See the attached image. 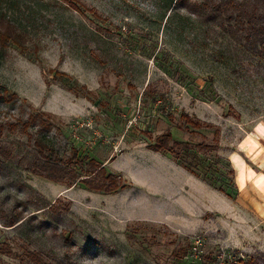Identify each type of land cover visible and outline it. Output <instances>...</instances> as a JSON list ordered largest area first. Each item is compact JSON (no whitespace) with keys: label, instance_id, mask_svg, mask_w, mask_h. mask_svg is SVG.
<instances>
[{"label":"rangeland","instance_id":"1","mask_svg":"<svg viewBox=\"0 0 264 264\" xmlns=\"http://www.w3.org/2000/svg\"><path fill=\"white\" fill-rule=\"evenodd\" d=\"M76 1L0 0V264H264V50L224 0Z\"/></svg>","mask_w":264,"mask_h":264},{"label":"trees","instance_id":"2","mask_svg":"<svg viewBox=\"0 0 264 264\" xmlns=\"http://www.w3.org/2000/svg\"><path fill=\"white\" fill-rule=\"evenodd\" d=\"M64 3H66L69 7L72 9H75L79 11V3L76 0H62ZM262 4H264V0H260ZM248 3L244 2H238L237 0H224L219 3L214 4L215 8L214 10L218 13V15L224 20H230L233 19L238 22V28L239 30L245 31V37L247 40L252 44V46L257 49V47L260 48V51L263 52L264 50V15L260 12L258 5H247ZM11 41L12 43L16 44L20 48L22 47L21 44V35L17 34L15 31V27L13 26L12 22L8 18H0V48H3L6 46V44ZM6 96V90L2 88V91H0V97L4 98ZM30 125L38 126L39 132L42 130L49 131L51 128V124L47 123L43 119H39L37 117H32L31 119H28L26 127ZM2 126L0 125V138L2 136L1 134ZM165 140L160 143V147L157 146L153 148V151L160 152L164 150V145L167 139L169 138V135L164 136ZM34 145L37 148V156L28 159L27 161V168L30 170L31 173L41 176L48 181H51L53 183H62L65 179L69 181H75L78 179L77 175L73 173L70 169L67 167H64L62 164L57 162L55 159H53L52 154H49L48 156L44 155V151L48 150L47 147L41 142V141H35ZM152 150V149H151ZM0 155L1 156H8L9 153L6 150L5 147H3L2 144H0ZM94 165V164H92ZM96 167V165H94ZM183 168H185L189 173L197 176L193 169L189 166L183 165V163L180 164ZM97 170V171H96ZM96 171V172H95ZM104 172L103 168H97L93 167L91 169V175L92 174H102ZM198 177V176H197ZM106 182H109V184H93L91 179H84L81 180V183L89 190L94 191H103L105 193H112L115 192L118 187L117 184L112 176H107L104 178ZM205 182H208V180L202 179ZM211 187L214 189H217L219 192L225 194L227 197L232 198L226 190L222 187H215L212 183L208 182ZM15 221H9L8 227L13 226ZM35 259V258H34Z\"/></svg>","mask_w":264,"mask_h":264}]
</instances>
